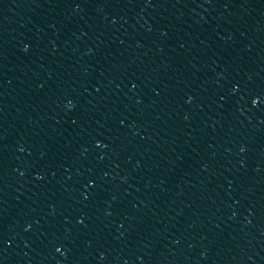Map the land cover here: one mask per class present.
Returning a JSON list of instances; mask_svg holds the SVG:
<instances>
[{
  "label": "water",
  "instance_id": "water-1",
  "mask_svg": "<svg viewBox=\"0 0 264 264\" xmlns=\"http://www.w3.org/2000/svg\"><path fill=\"white\" fill-rule=\"evenodd\" d=\"M0 264H264V0H0Z\"/></svg>",
  "mask_w": 264,
  "mask_h": 264
}]
</instances>
